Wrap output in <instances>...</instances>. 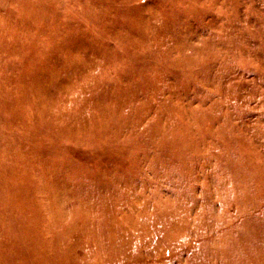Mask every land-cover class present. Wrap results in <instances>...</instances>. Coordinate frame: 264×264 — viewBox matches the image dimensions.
<instances>
[{"label":"rangeland","instance_id":"374dc122","mask_svg":"<svg viewBox=\"0 0 264 264\" xmlns=\"http://www.w3.org/2000/svg\"><path fill=\"white\" fill-rule=\"evenodd\" d=\"M0 264H264V0H0Z\"/></svg>","mask_w":264,"mask_h":264}]
</instances>
